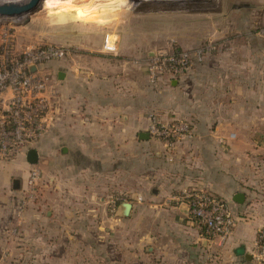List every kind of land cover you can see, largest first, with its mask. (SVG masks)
<instances>
[{
    "label": "crops",
    "instance_id": "1",
    "mask_svg": "<svg viewBox=\"0 0 264 264\" xmlns=\"http://www.w3.org/2000/svg\"><path fill=\"white\" fill-rule=\"evenodd\" d=\"M228 44L235 48L208 58L201 66L171 80L167 87L150 90L144 85H131L125 53L91 50L68 55L50 70L55 74V82L50 83L57 102L52 105L51 126L43 135L42 147L30 150L37 152L38 159L40 151L50 158L58 153L65 169L70 168L73 158H84L86 162L87 158H107L100 163H113L112 169L97 168L99 162L87 168V163L80 162L81 172H77L110 171L123 174V180H128L131 159L135 157L146 209L191 226L187 228L191 238L184 232L183 239L192 246L182 248H211L212 243H218L240 257L234 264H264L253 259L257 232L264 226V38L256 34L234 36ZM244 46H250L251 51L246 53ZM151 113L164 122L185 121L192 137L182 138L170 147L151 137L140 140L139 134L148 133ZM28 151L17 157L26 161ZM26 177L27 169L19 160L0 161V222L14 218L12 208L16 207L14 197L18 192L12 182L19 180L21 188ZM65 182L58 184L57 201L55 193L47 194L57 202V213L43 211V203L33 204L24 214L26 224H32V228L58 223L65 227L67 221L88 220L113 196L98 199L97 194L104 188L85 183L73 188ZM128 188L116 186L110 191L128 195ZM192 190L208 191L230 206L235 226L224 242L200 233L201 227L189 216L181 198L183 192ZM74 191L76 197H71ZM237 194L244 196L242 203L234 201ZM124 202L114 213V219L122 223L133 211V204L127 202L132 205L130 214L120 216L119 207ZM73 205H86V211H71ZM158 227L156 234L161 237ZM60 231L59 236L65 238V230L62 234ZM240 251L252 259L246 261ZM59 261L66 263L64 257Z\"/></svg>",
    "mask_w": 264,
    "mask_h": 264
},
{
    "label": "rangeland",
    "instance_id": "2",
    "mask_svg": "<svg viewBox=\"0 0 264 264\" xmlns=\"http://www.w3.org/2000/svg\"><path fill=\"white\" fill-rule=\"evenodd\" d=\"M31 1L0 0V7L10 4L24 7ZM263 19L264 0H38L25 13L0 14V37L2 34L10 37L18 52L39 46L64 49L63 58L48 63L43 70L53 83L55 74L50 70L68 55L91 50H100L104 54L125 53L128 58L125 62L130 65L131 85H144L150 90L167 87L171 80L187 74L177 77L168 70L153 71L155 80L152 81L151 70L158 61L163 62L178 52H193L211 46L205 62L235 48L228 44L234 36L256 34L264 38ZM110 47L113 49L109 51ZM244 47H247L246 53L251 51L250 46ZM151 115L160 124L173 122L161 121L151 113L149 124ZM42 138L31 149L40 150ZM20 158H0V161L10 163L19 160L27 169L24 185L14 197L16 207L12 212L16 219L10 216L8 221L0 222V264H64L59 261L60 257L65 258V264H234L239 261L240 257H236L231 249L220 248L218 243H212L211 248H182L192 246L188 239H183L184 232L191 238L187 229H192L191 226L146 209L144 194L139 190L138 159L135 157L131 159L128 180L122 179L123 174L110 171L77 172H81V163H87L89 168L92 163L99 162L97 168L112 169L113 163H100L107 158H87L88 162L84 158H73L70 168L67 166L66 169L59 161L58 153L50 158L40 151L38 163L33 166ZM32 169L39 172V178L29 188L27 179ZM60 181H67L65 183L73 188L76 185L81 188L84 183L104 188L97 194L98 199L113 196L105 205H99L98 213H93L88 220L67 221L65 227H59V223L35 228L26 224L24 214L33 204L43 203V211L50 209L57 213V202H52L47 194L55 193L57 201ZM123 185L129 187L128 195L110 191ZM70 195L76 197L75 191ZM124 201L133 204V211L122 223L114 219V213ZM85 206L73 205L71 211L77 208L86 211ZM157 225L163 234L161 237L156 234ZM60 230H65V238L59 236ZM199 232L206 235L201 228Z\"/></svg>",
    "mask_w": 264,
    "mask_h": 264
},
{
    "label": "built area",
    "instance_id": "3",
    "mask_svg": "<svg viewBox=\"0 0 264 264\" xmlns=\"http://www.w3.org/2000/svg\"><path fill=\"white\" fill-rule=\"evenodd\" d=\"M0 40V158L10 160L30 150L51 126L52 105L57 102V94L43 70L48 63L61 60L64 49L39 46L18 52L10 37L2 34ZM210 49L207 46L193 52H178L163 62L158 61L150 79L155 80L153 71L168 70L177 77L188 73L204 62ZM148 134L170 147L182 138H191L192 130L185 121L160 124L151 115ZM38 175L37 170L29 172V188L36 184ZM181 201L207 237L224 242L231 236L235 219L225 200L208 191L192 190L183 192ZM253 259L264 262V226L257 232Z\"/></svg>",
    "mask_w": 264,
    "mask_h": 264
},
{
    "label": "water",
    "instance_id": "4",
    "mask_svg": "<svg viewBox=\"0 0 264 264\" xmlns=\"http://www.w3.org/2000/svg\"><path fill=\"white\" fill-rule=\"evenodd\" d=\"M38 0H32L28 5L26 6H21V7H15V5L10 4V5H6V6H2L0 7V14H6V15H11V14H21V13H25L28 10H31L36 2ZM31 71H34V68H31ZM150 137V135L148 133H141L139 134V139L140 140H148ZM65 150H62L61 153H64ZM26 162L29 165H36L38 162V154L35 150H29L26 154ZM12 187L14 190H18L20 188V182L19 180L15 179L12 182ZM244 198V196H242L241 194H237L234 198V201H236L237 203H242V199ZM132 208V205L130 203L124 202L120 205L119 207V215L122 217H128L130 214V210ZM244 255V259L246 261H250L252 259V257L249 254H245L243 253V251H240V254ZM239 254V253H238Z\"/></svg>",
    "mask_w": 264,
    "mask_h": 264
},
{
    "label": "bare ground",
    "instance_id": "5",
    "mask_svg": "<svg viewBox=\"0 0 264 264\" xmlns=\"http://www.w3.org/2000/svg\"><path fill=\"white\" fill-rule=\"evenodd\" d=\"M12 1V0H11ZM3 2V1H2ZM2 4H4V3H2Z\"/></svg>",
    "mask_w": 264,
    "mask_h": 264
}]
</instances>
